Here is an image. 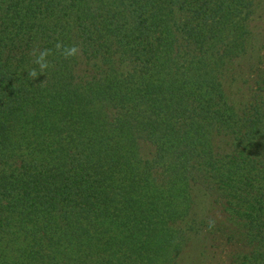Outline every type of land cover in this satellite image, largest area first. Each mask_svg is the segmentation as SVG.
I'll return each instance as SVG.
<instances>
[{
	"label": "trees",
	"instance_id": "trees-1",
	"mask_svg": "<svg viewBox=\"0 0 264 264\" xmlns=\"http://www.w3.org/2000/svg\"><path fill=\"white\" fill-rule=\"evenodd\" d=\"M262 2L0 0V264H264Z\"/></svg>",
	"mask_w": 264,
	"mask_h": 264
},
{
	"label": "clouds",
	"instance_id": "clouds-1",
	"mask_svg": "<svg viewBox=\"0 0 264 264\" xmlns=\"http://www.w3.org/2000/svg\"><path fill=\"white\" fill-rule=\"evenodd\" d=\"M55 48L65 59L76 58L81 55L79 46L75 44L65 45L62 42H57ZM51 54L52 50L47 48H34L30 51V56L34 58L32 62L37 66L28 71V76L30 78L34 79L40 74H45L46 70L49 68V61L47 58Z\"/></svg>",
	"mask_w": 264,
	"mask_h": 264
},
{
	"label": "rangeland",
	"instance_id": "rangeland-1",
	"mask_svg": "<svg viewBox=\"0 0 264 264\" xmlns=\"http://www.w3.org/2000/svg\"><path fill=\"white\" fill-rule=\"evenodd\" d=\"M262 1H263L262 4L264 6V0H262ZM262 26H263V24H262ZM188 247H190V248H188ZM188 247L182 252V255H180V261L178 264H192L191 259H192L193 255L196 256L195 253L197 252V248L195 249V246L193 243H189ZM197 255H198V253H197Z\"/></svg>",
	"mask_w": 264,
	"mask_h": 264
}]
</instances>
